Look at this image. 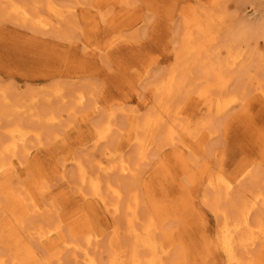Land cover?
I'll return each instance as SVG.
<instances>
[{
    "label": "rangeland",
    "instance_id": "1",
    "mask_svg": "<svg viewBox=\"0 0 264 264\" xmlns=\"http://www.w3.org/2000/svg\"><path fill=\"white\" fill-rule=\"evenodd\" d=\"M127 1L53 0L65 13L75 8V16L69 14L61 29L33 28L0 11L1 90L19 106L56 87L64 92L50 102L38 100L20 117L12 111L1 120V140L7 136L4 126L17 121L41 134L29 133V153L13 157L14 167L0 174V264H75L80 258L79 264H87L85 251L73 256L79 251L71 249L74 243L88 248L96 260L89 264H131L127 252L122 263L114 249L120 243L126 247L132 238L143 239L142 264H234L221 244L223 215H238L236 205L246 200L251 204L253 194H264V35L250 41L232 33L242 24L258 25L264 0ZM26 2L41 5L53 23L57 19L45 0ZM207 27L211 34L200 37L204 33L197 30ZM187 30L194 35L193 44L205 42L202 53L187 52ZM224 46L238 50L229 53ZM206 55L225 65L220 77L204 76L200 67ZM221 79L227 82L221 85ZM79 92L85 93L82 103ZM230 94L236 97L231 107L215 112V104L228 101ZM17 97L22 99L14 101ZM34 110L44 118L55 113L57 120L36 121L30 114ZM108 120L111 127L104 140L100 135ZM147 120L158 122L153 136L138 133L139 124ZM140 138L144 143H138ZM107 149L112 156L105 155ZM116 160H124L132 173H101L102 196L79 180V162L110 165ZM217 173L225 177L223 182ZM118 180L126 187H120L125 196L119 211L110 212L107 203L119 197L107 193L106 184ZM228 181L230 188L224 187ZM260 203L248 220L254 231L264 216ZM131 212L139 218L133 233ZM35 221L43 226L41 242L30 236ZM236 250L245 263L264 264V232L254 243H238Z\"/></svg>",
    "mask_w": 264,
    "mask_h": 264
},
{
    "label": "bare ground",
    "instance_id": "2",
    "mask_svg": "<svg viewBox=\"0 0 264 264\" xmlns=\"http://www.w3.org/2000/svg\"><path fill=\"white\" fill-rule=\"evenodd\" d=\"M40 1V0H39ZM53 0H45V6H47L48 8H50L51 10H53L54 11V14H55V16H58L57 17V19L55 20V22L53 23V21H52V19L51 18H48V17H45V15L42 13V11H40V9H39V7L38 6H41V5H39L38 3H36L35 2V4H34V6H31L29 3H27L26 2V0L25 1H19V0H0V11H2V13L6 16V17H8V18H12L14 21H16V22H18V23H21V24H23V25H28V26H32L33 28H42V29H45V28H50V27H54V26H56L57 28H62V26H63V24L65 23V22H68L69 20H67V19H69L68 17V15L70 14V15H73V16H75V8H73V7H71L72 9L70 10V8H68L69 10H68V13H65V12H63V10L61 9H58L57 7H55L54 5H53V2H52ZM122 2H125V1H127V0H121ZM127 2H129V0L127 1ZM39 3H41V2H39ZM59 4H60V2H59ZM231 5H232V3H231ZM233 6V5H232ZM241 13V12H240ZM247 13V12H246ZM209 15V14H208ZM192 16V15H191ZM216 16V15H215ZM221 16H222V14H221ZM211 18V17H210ZM222 18H223V16H222ZM197 18H195V20H196ZM194 20V19H193ZM208 20V19H207ZM56 21H58V24L56 25L55 23H56ZM211 21V20H210ZM214 21V20H213ZM70 22H71V20H70ZM187 22H188V20H187ZM200 22V21H199ZM206 22V21H205ZM216 22H218V21H216ZM220 22V21H219ZM218 22V23H219ZM207 23H208V21H207ZM211 23V22H210ZM69 24V23H68ZM197 25V24H196ZM195 25V26H196ZM203 25H204V23H203ZM211 25V24H210ZM187 26V25H186ZM198 26V25H197ZM205 26V25H204ZM233 26V25H232ZM199 27V26H198ZM203 27V26H202ZM215 27V26H214ZM189 28H190V25H189ZM211 28V27H210ZM213 28V27H212ZM192 29V28H191ZM229 29V28H228ZM233 29H235L234 30V32L237 30L238 32H235V33H232L233 35L232 36H234V34H236V35H239V34H241V38H243V39H246L247 37L249 38V40L250 41H254V40H256L257 38H259V37H261V36H263L264 35V14L261 16V19H260V22L258 23V25H256L255 27L253 26V27H247V26H244L243 24L242 25H239V26H236L235 28H233ZM205 32H201V29L199 30H197V33H204V34H202V35H199L200 37L201 36H207V35H210L211 34V31L209 30V27H207L205 30H204ZM210 31V32H209ZM241 31H243V32H241ZM185 32H186V30H185ZM209 32V33H208ZM244 32H246V34L244 33ZM227 33V32H226ZM228 33H229V31H228ZM227 33V34H228ZM235 35V36H236ZM193 37H194V35L191 33V32H189L188 30H187V34H186V36H185V38H184V42H185V44H187L186 45V50H187V52H195L196 54H198V53H202L203 51L201 50V49H203L204 50V46H205V42L203 43V41L201 42V43H199V42H197L196 44H193L194 42H192V39H193ZM230 39L232 38V37H230V34H229V36H228ZM238 37V36H237ZM246 37V38H245ZM203 38V37H202ZM206 38V37H205ZM213 39H215V38H213ZM233 39V38H232ZM235 40L236 39H238V38H234ZM195 40V39H194ZM203 40V39H202ZM241 41H242V39H241ZM248 41V40H247ZM249 41V42H250ZM225 42V41H224ZM238 42H240V41H238ZM243 42H244V40H243ZM199 43V44H198ZM227 43V42H226ZM230 43H231V41H230ZM230 43H228V44H230ZM245 43V42H244ZM216 44H218V43H216ZM240 44V43H239ZM191 45V46H190ZM235 46V45H234ZM240 46H241V44H240ZM224 47H226V46H224ZM229 47H231V44L229 45ZM215 48V47H214ZM217 48V47H216ZM216 48L215 49H213V50H216ZM219 48V47H218ZM217 48V49H218ZM235 48V47H234ZM226 49L228 50V52L229 53H233V52H235V51H237L238 50V48H237V50H234L233 52H231L230 50V48H227L226 47ZM183 50V49H182ZM254 51V50H253ZM220 52V51H219ZM217 52H215V54H216ZM242 53V52H241ZM205 54V53H204ZM208 54H209V56L210 57H213V56H211L212 54L214 55V53H211V52H208ZM211 54V55H210ZM219 54V53H218ZM208 56V57H209ZM216 56H217V54H216ZM197 57V56H196ZM205 58V61H204V59H203V62L204 63H200L201 64V70H204V72H206V73H204L205 75L204 76H209V73H215V75H217L218 77H220V71H221V67H225V65H223V66H221L220 67V65L221 64H218V63H216L215 61H212V60H209V59H207L208 57H207V55L206 56H204ZM207 57V58H206ZM209 57V58H210ZM215 57V56H214ZM217 57H219V55L217 56ZM242 57V56H241ZM200 59V58H199ZM233 59V58H232ZM263 59V58H262ZM220 60V59H219ZM227 60V59H226ZM226 60H224L225 62H227ZM230 60V59H229ZM241 60H242V58H241ZM199 61V60H198ZM231 61V60H230ZM233 63L234 62H238V59H236V58H234L233 60ZM224 62V63H225ZM229 62V61H228ZM236 62V63H237ZM243 62V61H242ZM235 63V64H236ZM230 64H231V62H230ZM229 64V65H230ZM175 65V64H174ZM183 65V64H182ZM188 66V65H187ZM232 66V65H231ZM238 66V65H237ZM174 72V68H173V71H172V73ZM176 73V72H175ZM179 73V72H178ZM201 74V73H200ZM173 75V74H172ZM186 75V74H185ZM171 76V75H170ZM203 76V75H202ZM201 76V79L203 78ZM214 76V75H213ZM169 78V77H168ZM185 78V77H184ZM204 79V78H203ZM220 79V78H219ZM235 79V78H234ZM169 80V79H168ZM187 80V79H186ZM222 80V79H221ZM223 81V83H220V82H216L217 84H221V85H223L224 84V82H225V79H223L222 80ZM227 82V81H226ZM225 82V83H226ZM244 82V81H243ZM168 83V82H167ZM197 83V82H196ZM252 83H253V81H252ZM163 84H164V82H163ZM162 84V85H163ZM166 84V83H165ZM161 85V86H162ZM208 86V85H207ZM226 87L228 86V84L227 85H225ZM163 87V86H162ZM222 87V86H221ZM225 87V88H226ZM231 87V86H230ZM205 88V87H204ZM216 89H218V87H216ZM157 90V89H156ZM168 90H170L169 88H168ZM220 90V89H219ZM225 90V89H224ZM204 91V90H203ZM230 91V90H229ZM72 92V91H71ZM211 92V91H210ZM64 92L61 90V88H59V87H56V88H54L53 89V91L52 92H49V93H45L44 95H43V98L42 97H40V98H37V95H33L32 97H30V104H26L25 102H24V104H20V106H19V104H16L15 102H13V99L9 96V94L6 92V91H4L3 89L1 90V88H0V126H1V120L2 119H4L5 120V118L6 117H10L11 116V113H12V111H14V112H16L17 113V115L19 116V115H21V111H22V113L23 112H26V111H29L28 109H31L32 107H31V105H33V104H38V100H40V99H42V100H47V101H49L50 102V98H52L53 96H62V94H63ZM170 93V92H169ZM80 97H79V99H78V101L80 102V103H82L83 101H84V98H85V93L84 92H79V94H78ZM77 95V96H78ZM169 95V94H168ZM167 95V96H168ZM204 95V94H203ZM206 95V94H205ZM22 96V95H21ZM207 96V95H206ZM230 96H231V98H228V101H221L222 103H218V102H216V103H218V104H215L216 105V111L215 112H223L224 111V109L226 110V109H229V107H231L230 105H228L229 104V102H232L233 103V101H235V99H236V97L234 96V95H232V94H230ZM23 97V96H22ZM169 97V96H168ZM78 98V97H77ZM171 98V97H170ZM22 98H20V97H17V99L16 100H14V101H19V100H21ZM24 99V98H23ZM165 100V99H164ZM223 100H225V99H223ZM217 101V100H216ZM219 101V100H218ZM64 102V101H63ZM162 102V101H161ZM28 103V102H27ZM186 105H187V103H186ZM225 105V106H224ZM180 107V106H179ZM179 107H178V109H179ZM161 108H162V106H161ZM48 109H50V108H48ZM167 109H169V107L167 108ZM33 110V109H32ZM35 110H37L36 108H35ZM33 111L32 113L30 112V114H33L35 117H36V121L38 120V121H44V122H47V123H55V121L57 120L55 117V113H52V114H50V115H48L46 118H44L43 116L44 115H42V114H44V113H41V115L42 116H40V115H38L37 113H35L36 111ZM43 111V110H42ZM72 111V110H71ZM168 111V110H167ZM13 112V113H14ZM47 112H48V110H47ZM40 113V112H39ZM49 113V112H48ZM177 113V112H176ZM176 113H174V114H176ZM220 114V113H219ZM14 115V114H13ZM23 115V114H22ZM58 115V114H57ZM181 115V114H180ZM131 116H132V114H131ZM151 116V115H150ZM14 117H15V115H14ZM20 117V116H19ZM17 118V117H16ZM22 119V118H21ZM43 119V120H42ZM133 119V118H132ZM152 120V119H151ZM106 123V122H105ZM204 124V123H203ZM205 124H207V123H205ZM32 125V124H31ZM171 126V125H170ZM48 127V126H47ZM110 127H111V123H110V120H108V123H106L105 125H104V127H103V130L101 131V135H100V138L101 139H106V136L108 135V133H109V131H110ZM156 127H158V122H157V120L156 121H153V122H151V121H143V122H141L140 124H139V126L137 127L138 128V133L139 134H147V136H153L154 135V133L155 132H153V131H155L156 130ZM203 127V126H202ZM201 127V128H202ZM205 127V126H204ZM46 129V128H45ZM168 130H169V128H167ZM4 131H5V134L7 135L6 136V139L4 138V140H1L0 139V174H2L3 172H7L8 170H10V169H12L13 167H14V163H13V161H12V158L13 157H18L19 156V154L20 153H25V155L24 156H26L28 153H29V151H28V147H29V144L27 143V137H28V135H30L29 133H31V132H34L35 134H37V135H40L41 134V131L39 130V131H36L37 129H31L30 127L28 128V127H24V124L22 123V121H17V123H15V124H13V125H6V126H4V129H3ZM197 131V130H196ZM201 131V130H200ZM215 131V130H214ZM135 132V131H134ZM171 132V131H170ZM173 132V131H172ZM195 132V131H194ZM43 133V132H42ZM189 133H191L190 131H189ZM200 133V132H199ZM131 134V133H130ZM167 134H168V132L166 133V136H167ZM192 134V133H191ZM169 135V134H168ZM171 135V134H170ZM190 135V134H189ZM208 135V134H207ZM32 136V135H31ZM30 136V137H31ZM131 136V135H130ZM33 137V136H32ZM41 137V136H40ZM134 137V136H133ZM198 138H199V136H197ZM202 137H204V135L202 136ZM35 138H37V137H35ZM130 138V137H129ZM194 138V137H193ZM169 139V138H168ZM197 139V138H196ZM207 139V138H206ZM144 140H145V138H140L139 139V144H140V142H142V143H144ZM149 140V139H148ZM148 140H146V142L148 141ZM151 140V139H150ZM171 140V139H170ZM201 140H202V138H201ZM202 142V141H201ZM28 145H27V144ZM30 143V142H29ZM150 143V142H149ZM203 143H206V142H203ZM26 145H27V147H26ZM143 145V144H142ZM141 145V146H142ZM201 145H202V143H201ZM204 145V144H203ZM21 147V148H20ZM30 148V147H29ZM118 148V147H117ZM117 150V149H116ZM146 151V150H145ZM112 153H113V151L110 149V150H108L107 149V151H105V155L106 154H108V155H111L112 156ZM142 154V153H141ZM140 156V155H139ZM18 159V158H17ZM90 159V158H89ZM93 161H94V158H93ZM95 161H96V159H95ZM129 163V162H128ZM23 164H24V162H23ZM79 164V168H78V170H77V173H78V175H79V180H81V183L84 185V184H86V185H89L91 188H93L94 189V191L95 192H97L98 194H100V196H102V181H101V173H114V171H121V172H123V174H122V176L124 175V174H126V173H132L131 172V170H132V167L131 166H129L126 162H124V160H116V163H113V164H110V165H105L103 162H98L97 161V163H94L93 164V162H90V165H84V164H82L81 162H79L78 163ZM20 166H22V165H20ZM90 169H92V170H96L94 173H92L91 171H90ZM249 170H251V169H249ZM14 171V170H13ZM103 171V172H102ZM98 172V173H97ZM252 173V171H250V172H248V174H247V177L248 176H250V175H252L251 174ZM218 174V173H217ZM4 175V174H3ZM218 175H220V174H218ZM116 176V175H115ZM215 176V175H214ZM213 176V177H214ZM223 176V175H222ZM219 178L221 179V175L219 176ZM218 178V179H219ZM115 179V178H114ZM215 179H217V178H215ZM215 179H213L214 180V182H215ZM223 179H225V177L223 178ZM223 179H221L220 180V182L223 180ZM121 180V179H120ZM123 180H125V178H123ZM212 180V181H213ZM34 181H35V179H34ZM211 181V180H210ZM114 182H116V181H114ZM223 182V181H222ZM232 182V181H231ZM230 181H228L227 183L225 182V184H226V186H224V187H227V188H230V186H231V183ZM127 183V182H126ZM129 183V182H128ZM217 183V182H216ZM20 184V183H19ZM116 184H118V185H116ZM107 193H110V194H112L113 196H117V197H119V199H117L115 202H113V203H107V205L106 206H108L107 208H108V210L110 211V212H112L113 210L114 211H119V209H120V207H121V205H122V201H120L121 199L123 200V198H124V196H125V190H126V187H125V185H124V183H121L119 180L116 182V183H113V182H111V181H107ZM44 186V185H43ZM42 186V187H43ZM122 186V188H125V190H123V189H121L120 187ZM129 186V185H128ZM128 186H127V188H128ZM223 186V185H222ZM260 186V185H259ZM19 187V186H18ZM41 187V186H40ZM130 187V186H129ZM209 187V186H208ZM211 187V186H210ZM224 187H223V189H224ZM24 187H23V184H22V189H23ZM44 188V187H43ZM214 188H215V190L218 188V185L217 184H214ZM221 188V187H220ZM213 189V188H212ZM17 190V189H16ZM225 190H226V188H225ZM42 191V190H41ZM212 191V190H211ZM226 191H229V190H226ZM128 192V191H127ZM130 192V191H129ZM128 192V193H129ZM216 192H217V194L219 195V197H221V190H216ZM21 193V192H20ZM214 193V192H213ZM225 193V192H224ZM247 193V192H246ZM93 194V193H92ZM207 194H208V192H207ZM252 194V193H251ZM130 195H131V193H130ZM225 195V194H224ZM233 195V194H232ZM31 196V195H30ZM30 196H29V198H30ZM120 196H123V197H121L120 198ZM216 196V195H215ZM226 196V198L228 197V195H225ZM253 196H255V199H254V201H252L251 202V204H249V202L246 200V201H242L240 204H238V205H236V211L238 212V210H239V213H238V215H236L235 216V212L233 213L234 214V216L231 214H229L227 211H226V213H224V217L222 218L223 219V221H222V223H221V227H220V229H221V244H222V246H223V249L225 250V253H226V255H228V258L230 259V261L232 262V263H236V264H250L249 262L248 263H245L244 261L245 260H243V254H242V259H241V257L239 256V254L237 253V250H236V245L238 244V243H242V242H249V243H254L256 240H257V237H258V239L261 237V235H263V232H264V216H263V218H261L260 220L258 219V223L256 224V227L255 228H257L256 229V231H254V230H252L250 227H247L248 225H250L249 224V222H248V220L250 221V219L249 218H251L250 217V214L252 213V210H253V208L255 207V205H257V203H259V202H261V203H263V205H264V194H263V192L262 191H260V192H258V193H255V195L253 194ZM106 198V196L104 195L102 198ZM128 197H130V196H128ZM132 197V196H131ZM224 197V196H223ZM230 197V196H229ZM33 198V197H32ZM133 198V197H132ZM138 198V197H137ZM207 198L209 199L210 198V196L208 197V195H207ZM213 198V197H212ZM225 198V197H224ZM25 200V199H24ZM23 200V201H24ZM133 200H134V198H133ZM227 200V199H226ZM249 200H250V198H249ZM30 201V200H29ZM208 201V200H207ZM210 201V200H209ZM225 201V200H224ZM31 202V201H30ZM37 202V201H36ZM220 202V201H219ZM136 203H137V201H136ZM212 203V202H211ZM260 203V204H261ZM31 204V203H30ZM126 204V203H125ZM209 204V203H208ZM229 204V203H228ZM129 206H131L130 204H128ZM216 205V204H215ZM214 205V206H215ZM40 206V205H39ZM126 206V205H125ZM234 206V205H233ZM220 207V206H219ZM45 208V207H44ZM234 208H235V206H234ZM26 209H28V207L26 208ZM33 209V208H32ZM232 209V208H231ZM261 209V208H260ZM49 210V209H48ZM217 210V209H216ZM233 210V209H232ZM235 210V209H234ZM262 210V209H261ZM26 211V210H25ZM33 212H35V213H37V212H39L38 211V209H33L32 210ZM42 211V210H41ZM131 211V210H130ZM219 211V210H218ZM254 211V210H253ZM32 213V212H31ZM116 213V212H115ZM137 213V212H136ZM218 213V212H217ZM259 213V212H258ZM262 213V212H261ZM117 214V213H116ZM34 214H32V216H33ZM42 215V214H41ZM138 215V214H137ZM137 215L135 214V213H133V212H131L130 213V230L132 231V233L134 232V231H137V228L135 227V224L138 222V217H137ZM149 216V215H148ZM259 216H262V215H259ZM30 217H31V215H30ZM16 219V218H15ZM24 219V218H23ZM22 219V220H23ZM150 220H151V218H150ZM58 221H59V219H58ZM153 221V220H152ZM36 222V221H35ZM21 223H23V222H21ZM34 223V222H33ZM33 223H31V224H33ZM27 224V223H26ZM51 224H52V222H51ZM147 225V227H146V229L148 228V230H152L151 228H150V223H146ZM29 225V224H28ZM54 225V224H53ZM64 225V224H63ZM153 225V224H152ZM26 226V225H25ZM154 226V225H153ZM243 226H245V228H246V230H245V232H243ZM31 227V226H30ZM41 227H43L42 226V223H41V221H37L35 224H34V226H33V228L32 229H30L29 230V232H30V236L31 237H34V238H37V240L39 241V242H41V240H43V234L44 233H42V231L40 230V228ZM59 227V226H58ZM144 227V228H145ZM48 229H49V227H47ZM60 228V227H59ZM153 228V227H152ZM27 229V228H26ZM58 229V228H57ZM80 229V228H79ZM86 229V228H85ZM88 229H90V228H88ZM116 230H117V234L119 235V233H120V228H119V225L115 228ZM52 230H54V229H52ZM257 230L260 232V236H259V234H257ZM60 232L62 231V229L61 230H59ZM75 231V230H74ZM28 232V233H29ZM64 232V231H63ZM148 232V231H147ZM146 232V233H147ZM75 233V232H74ZM79 233H81V232H79ZM64 235V234H63ZM73 235V234H72ZM117 235V236H118ZM258 235V236H257ZM65 236V235H64ZM63 236V237H64ZM79 236V235H78ZM90 236V235H89ZM92 236V235H91ZM90 236V238L92 239L93 237H91ZM117 236H115L116 238H117ZM120 236V238L119 239H121V235H119ZM140 237V236H139ZM53 238V237H52ZM66 238V237H65ZM48 239V238H47ZM119 239H117V240H119ZM49 240V239H48ZM68 240H69V238H68ZM143 239H139V238H135V239H133L132 238V240L130 241L131 243H127L126 245V247L125 246H123V248H121V243L119 244V246H120V248H116V249H114L116 252H115V254L117 255V260H118V258H120L119 260H121L120 262H122L123 260V258H121V257H123V256H125L126 255V253L125 252H127L128 254V256H129V259H130V261H131V264H142V259H141V255L139 254L140 253V248L141 247H143V241H142ZM262 240V239H261ZM28 241H30V239L28 240ZM87 241V240H86ZM120 241V240H119ZM32 242L33 241H31V244H32ZM90 242V241H89ZM88 242V243H89ZM56 243V242H55ZM86 244V243H85ZM29 245V244H28ZM35 246H36V244H34ZM73 245V244H72ZM31 247H32V245H31ZM51 247V246H50ZM29 248V247H28ZM27 248V249H28ZM44 248V247H43ZM58 248V247H57ZM38 249V248H37ZM70 249V248H69ZM71 249H78L79 251H81V252H79V251H77V250H75L76 251V253L77 252H79L80 253V255L77 253H75V254H73V256L75 255V258L77 257V255H78V257L80 256L81 257V253H82V251H83V253H84V251H85V256H86V258L84 259V261L87 263V264H89V263H95V261L96 260H94V258L91 256V255H89L88 254V248L85 246V247H82V246H80L79 244H77V243H74V245L73 246H71ZM70 249V250H71ZM6 250V249H5ZM50 250V249H49ZM57 250V249H56ZM62 250V249H61ZM60 251V250H59ZM113 251V250H112ZM29 252V251H28ZM39 252V251H38ZM13 253V252H12ZM35 253V252H34ZM54 253V252H53ZM1 254H3V252L1 253ZM36 254V253H35ZM43 254H45V253H43ZM51 254V253H50ZM63 254V253H62ZM112 254V253H111ZM122 254H123V256H122ZM13 255V254H12ZM26 255V254H25ZM40 256V255H39ZM44 256V255H43ZM84 256V255H83ZM252 256V255H251ZM37 257V256H36ZM56 257V256H55ZM65 257V256H64ZM1 258H2V255H1ZM22 258V257H21ZM20 258V259H21ZM33 258V257H32ZM35 258V257H34ZM47 258H48V256H47ZM53 258V257H52ZM17 259V258H16ZM29 259H30V257H29ZM29 259H28V263H30L29 262ZM115 259V260H116ZM23 260V259H22ZM49 260H50V258H49ZM81 258L80 259H78V261H75V264H79L81 261ZM32 261V260H31ZM48 261V260H47ZM128 261V260H127ZM253 261V260H252ZM19 262H21V260L19 261ZM19 262H17V263H19ZM11 263V262H10ZM37 263V262H36ZM43 263V262H42ZM50 263V262H49ZM123 263V262H122ZM1 264H2V261H1ZM39 264H40V262H39ZM106 264H108V263H106ZM116 264V263H115ZM126 264H127V262H126ZM257 264V263H256Z\"/></svg>",
    "mask_w": 264,
    "mask_h": 264
}]
</instances>
